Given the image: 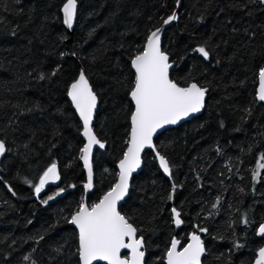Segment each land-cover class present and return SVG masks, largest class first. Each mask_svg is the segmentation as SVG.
Instances as JSON below:
<instances>
[{"label": "trees", "instance_id": "trees-1", "mask_svg": "<svg viewBox=\"0 0 264 264\" xmlns=\"http://www.w3.org/2000/svg\"><path fill=\"white\" fill-rule=\"evenodd\" d=\"M64 1L0 0V138L6 146L0 264H79L69 220L83 201L85 173L69 84L82 67L98 97L93 130L105 148L92 160L94 190L86 203L94 204L114 185L126 149L135 79L130 61L177 0H77L71 33L62 25ZM200 45L209 59L194 51ZM162 49L174 63L172 80L208 89L205 107L155 137L171 175L146 151L119 211L145 240V264H165L172 239L183 245L194 232L206 248L202 264H252L264 245L256 234L264 221V169L258 167L264 163V103L255 97L264 66V3L180 0ZM53 163L59 184L37 196L34 185ZM48 196L55 199L43 203ZM172 208L181 213L179 227Z\"/></svg>", "mask_w": 264, "mask_h": 264}, {"label": "snow or ice", "instance_id": "snow-or-ice-1", "mask_svg": "<svg viewBox=\"0 0 264 264\" xmlns=\"http://www.w3.org/2000/svg\"><path fill=\"white\" fill-rule=\"evenodd\" d=\"M180 0H177L179 4ZM264 3V0H261ZM61 11L63 23L69 29L77 14V0H66ZM177 19L175 12L163 19V24L168 25ZM161 28L152 30L146 38L143 50L131 59V66L135 70V79L130 91V97L134 104L131 112V129L127 141V149L119 162L118 181L99 200L98 203L87 204L84 201L71 215L69 223L78 230L77 255L79 264H145V240L137 235V228L121 214L117 208L119 201L128 193L129 179L134 171L140 167L141 152L145 148H152L153 136L159 129L166 125H175L178 121L190 114L198 113L204 107L207 89L193 82L186 87L179 86L169 76L172 64L168 54L161 48ZM205 60L209 59L210 52L204 45L194 49ZM63 55V54H62ZM56 73L53 72L52 75ZM45 76L41 74L40 79ZM259 90L258 100L264 101V67L258 71ZM68 95L83 121V136L87 142L80 149V159L87 169V183L85 189L93 186V168L91 156L93 146L104 148L105 144L93 133L91 123L93 113L97 106V96L89 84L83 70L78 78L71 83ZM6 152L3 140H0V156ZM160 167L164 173L171 175L168 160L159 155ZM264 160V155L261 156ZM264 169V163L258 166ZM254 178L259 177V171L253 173ZM60 179L57 165L51 164L34 185L35 194L39 196L45 185ZM74 187V185H73ZM64 192L61 188L56 195ZM55 196H48L43 201L47 204ZM169 199H172L169 196ZM215 207V205H213ZM174 223L179 227L183 220L181 213L172 208ZM245 223L247 221L245 220ZM199 232H207L205 228H199ZM259 234L264 237V224L259 227ZM180 241L173 239L166 252L167 264H202L201 258L206 253V248L200 237L195 232L190 237V242L178 250ZM234 246L239 247V244ZM129 250L130 255L122 256V250ZM59 251V249L57 250ZM25 259H29L25 257ZM35 264V262H33ZM255 264H264V247L259 249L258 259Z\"/></svg>", "mask_w": 264, "mask_h": 264}, {"label": "water", "instance_id": "water-1", "mask_svg": "<svg viewBox=\"0 0 264 264\" xmlns=\"http://www.w3.org/2000/svg\"><path fill=\"white\" fill-rule=\"evenodd\" d=\"M64 2H66V0L64 1ZM63 5V4H62ZM179 7H180V2H179V4H177V1H176V4H175V8H174V10L172 11V13L173 12H175L176 13V15H177V19H178V10H179ZM61 8H62V6H61ZM61 8H60V13H61V19H62V25H63V27L67 30V32H72L73 30H74V27H75V23H76V20H77V14H76V17H75V19H74V21H73V26H72V28L71 29H69L66 25H64V23H63V13H62V11H61ZM77 13H78V3H77ZM172 13L170 14V15H172ZM169 15V16H170ZM167 18V17H166ZM165 18V19H166ZM177 19L176 20H174V21H172L170 24H168V25H164L163 24V22L158 26L159 28H161V33H160V35H161V48H162V38H163V35H164V32H165V30H166V28L167 27H169L170 25H172L173 23H175L176 21H177ZM157 27V28H158ZM156 29V28H155ZM154 29V30H155ZM150 34V33H149ZM145 43H146V41H145ZM145 43H144V45H145ZM144 47V46H143ZM163 50V49H162ZM169 56V55H168ZM169 62H170V64H172V67L169 69V76H170V71L172 70V68H173V66H174V63L172 62V61H170V59H169ZM130 65H131V61H130ZM264 67V66H263ZM131 69H132V71H133V73H134V76H135V70L132 68V66H131ZM81 70H83V68L82 67H80V69H79V72H78V75H79V73H80V71ZM84 71V70H83ZM78 75H77V77L71 82V83H73L77 78H78ZM71 83L69 84V87H68V90H69V88H70V85H71ZM193 83V82H192ZM90 84V83H89ZM91 86V85H90ZM188 86V85H187ZM181 87H186V86H181ZM204 88H206V87H204ZM207 89V88H206ZM258 90H259V79H258V77H257V86H256V95H255V97H256V101L259 103V102H261V103H264V101H260V100H258ZM207 91H208V89H207ZM97 96V95H96ZM67 97H68V99H69V102H70V104H71V106H72V108H73V110L75 111V113H76V115H77V117H78V119L80 120V122H81V126H82V128H81V132H80V134H81V137H82V139H83V145H82V147L84 146V144L87 142V138L86 137H84L83 136V121L81 120V118H80V116H79V113L76 111V109H75V106L73 105V103H72V101H71V97L68 95V92H67ZM206 97H207V92H206V95H205V101H206ZM129 99H130V101H131V103H132V105H133V110H134V104H133V102H132V100H131V97H130V92H129ZM97 107H98V97H97V106H96V109L94 110V113H93V120H92V123H91V127H92V130H93V124H94V118H95V113H96V110H97ZM204 107H205V104H204ZM204 107L201 109V111L200 112H198V113H194V114H190L188 117H185V118H183L182 120H180V121H178L177 122V124H175V125H166L163 129H159L158 131H157V133L153 136V145H154V139H155V137L159 134V133H161L162 131H164L165 129H168V128H171V127H176V126H178L179 124H181V123H183V122H185V121H188V120H190L191 118H193V117H196V116H198V115H200L202 112H203V109H204ZM132 110V111H133ZM130 117H131V114H130ZM130 117H129V133H130V129H131V120H130ZM93 133H94V130H93ZM95 134V133H94ZM97 137V136H96ZM98 138V137H97ZM128 139H129V134H128ZM0 140H2L1 138H0ZM102 142V141H101ZM104 143V142H103ZM105 144V143H104ZM105 148V147H104ZM104 148H99V146L98 145H94L93 146V152H92V156H91V163H92V160H93V155H94V153H95V151L96 150H104ZM126 149H127V145H126ZM126 149H125V151H126ZM146 151H152L153 153H154V155H155V158H156V161H157V163H158V166H159V168H160V170L162 171V173L164 174V175H169V174H167V173H164V171H163V169L160 167V162H159V156L157 155V150L155 149V145L152 147V148H145L142 152H141V157H140V159H141V163H140V167L139 168H137L136 169V171H134L133 173H132V175H131V177H130V179H129V189H128V193H127V195L124 197V199L123 200H121V201H119L118 202V204H117V208H118V210H119V207H120V205L124 202V200L127 198V196H128V194H129V190H130V186H131V182H132V179H133V177H134V175H136V174H138L139 172H140V170H141V168H142V157H143V155H144V153L146 152ZM6 153V152H5ZM160 155V154H159ZM4 156V155H3ZM3 156H0V162H1V160H2V158H3ZM81 156V155H80ZM123 158V156L119 159V161L117 162V164H116V166H117V177H116V180H115V183L118 181V174H119V171H120V169H119V162H120V160ZM80 162H81V164H82V168H83V170H84V173H85V183H84V185L87 183V169L84 167V164H83V161L80 159ZM92 168H93V165H92ZM57 171H58V173H59V170H58V167H57ZM0 181H1V177H0ZM59 181H60V179L58 180V181H55V182H49L48 184H46L45 185V187L46 186H57L58 184H59ZM114 183V184H115ZM93 190H94V172H93V186H92V188L91 189H85L84 188V194H83V201L86 203V199H87V197L93 192ZM109 191V190H108ZM107 191V192H108ZM106 193V192H105ZM104 193V194H105ZM104 194L101 196V198L104 196ZM100 198V199H101ZM99 199V200H100ZM99 200L96 202V203H98L99 202ZM70 225H72L71 223H69ZM261 224H264V221L262 222V223H260V225ZM260 225L257 227V229H256V234L258 235V236H261L260 234H259V227H260ZM73 227H74V229L76 230V232H77V238H78V230L76 229V227L74 226V225H72ZM196 234H198V233H196ZM137 235H138V233H137ZM191 235H192V233H190L189 234V236H188V239H187V241H186V243L185 244H183V245H181V241H180V245L178 246V250H182V247H184V246H186L189 242H190V237H191ZM199 235V234H198ZM139 237V236H138ZM173 239H175V238H173ZM172 239V240H173ZM177 240V239H176ZM170 247V246H169ZM261 247H264V245L263 246H261ZM260 247V248H261ZM259 248V249H260ZM259 249L257 250V252H256V257H255V259L253 260V263L252 264H255V262H256V260L258 259V253H259ZM144 251H145V249H143ZM128 255H130V251L129 250H127V249H125V250H122V256H128ZM205 255V254H204ZM204 255L202 256V258L204 257ZM145 258H146V252H145ZM202 258H201V261H202ZM101 264H103V262H101ZM165 264H167V262H166V257H165Z\"/></svg>", "mask_w": 264, "mask_h": 264}]
</instances>
